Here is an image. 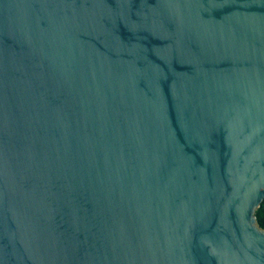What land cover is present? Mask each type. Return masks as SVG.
Segmentation results:
<instances>
[{"label": "water", "instance_id": "95a60500", "mask_svg": "<svg viewBox=\"0 0 264 264\" xmlns=\"http://www.w3.org/2000/svg\"><path fill=\"white\" fill-rule=\"evenodd\" d=\"M264 0H0V264H264Z\"/></svg>", "mask_w": 264, "mask_h": 264}, {"label": "trees", "instance_id": "16d2710c", "mask_svg": "<svg viewBox=\"0 0 264 264\" xmlns=\"http://www.w3.org/2000/svg\"><path fill=\"white\" fill-rule=\"evenodd\" d=\"M257 221L259 225L264 228V201L262 202L261 206L258 208L256 212Z\"/></svg>", "mask_w": 264, "mask_h": 264}]
</instances>
